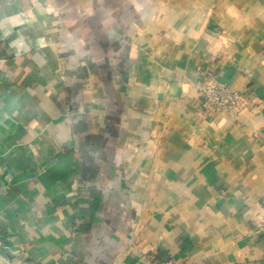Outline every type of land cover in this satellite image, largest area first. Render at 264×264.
Listing matches in <instances>:
<instances>
[{
	"label": "crops",
	"instance_id": "0c3cea01",
	"mask_svg": "<svg viewBox=\"0 0 264 264\" xmlns=\"http://www.w3.org/2000/svg\"><path fill=\"white\" fill-rule=\"evenodd\" d=\"M263 216L264 0H0V264H264Z\"/></svg>",
	"mask_w": 264,
	"mask_h": 264
},
{
	"label": "built area",
	"instance_id": "2783aa9c",
	"mask_svg": "<svg viewBox=\"0 0 264 264\" xmlns=\"http://www.w3.org/2000/svg\"><path fill=\"white\" fill-rule=\"evenodd\" d=\"M202 108L209 114L230 112L235 109L243 99L241 92L234 90L230 85L214 80L208 81L202 87ZM255 231L264 234V216L256 225ZM152 264H179L174 258L152 261Z\"/></svg>",
	"mask_w": 264,
	"mask_h": 264
}]
</instances>
